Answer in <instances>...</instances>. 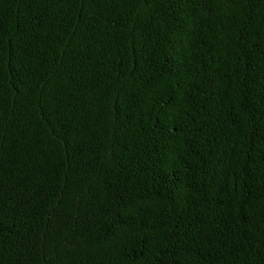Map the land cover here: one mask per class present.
Listing matches in <instances>:
<instances>
[{
    "label": "trees",
    "instance_id": "16d2710c",
    "mask_svg": "<svg viewBox=\"0 0 264 264\" xmlns=\"http://www.w3.org/2000/svg\"><path fill=\"white\" fill-rule=\"evenodd\" d=\"M0 264H264V0H0Z\"/></svg>",
    "mask_w": 264,
    "mask_h": 264
}]
</instances>
